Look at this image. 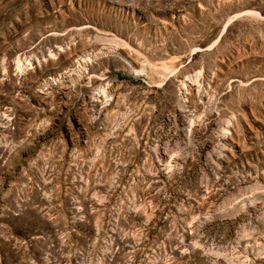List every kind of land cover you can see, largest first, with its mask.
<instances>
[{"label": "rangeland", "instance_id": "374dc122", "mask_svg": "<svg viewBox=\"0 0 264 264\" xmlns=\"http://www.w3.org/2000/svg\"><path fill=\"white\" fill-rule=\"evenodd\" d=\"M0 264H264V0H0Z\"/></svg>", "mask_w": 264, "mask_h": 264}, {"label": "bare ground", "instance_id": "6f19581e", "mask_svg": "<svg viewBox=\"0 0 264 264\" xmlns=\"http://www.w3.org/2000/svg\"><path fill=\"white\" fill-rule=\"evenodd\" d=\"M257 14H258V12H257ZM227 25H228V23L225 24V26H224V30L226 29ZM224 30H223V31H224ZM218 39H219V38H218ZM218 39H217V40H218Z\"/></svg>", "mask_w": 264, "mask_h": 264}]
</instances>
